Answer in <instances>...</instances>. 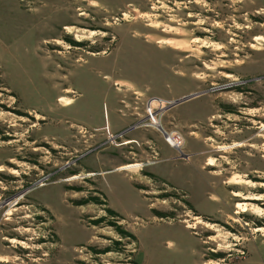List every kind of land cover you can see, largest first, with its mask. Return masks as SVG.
Returning <instances> with one entry per match:
<instances>
[{
	"label": "rangeland",
	"instance_id": "obj_1",
	"mask_svg": "<svg viewBox=\"0 0 264 264\" xmlns=\"http://www.w3.org/2000/svg\"><path fill=\"white\" fill-rule=\"evenodd\" d=\"M116 80L144 115L204 91L162 121L210 179L152 127L85 136L122 116ZM197 262L264 264V0H0V264Z\"/></svg>",
	"mask_w": 264,
	"mask_h": 264
},
{
	"label": "crops",
	"instance_id": "obj_2",
	"mask_svg": "<svg viewBox=\"0 0 264 264\" xmlns=\"http://www.w3.org/2000/svg\"><path fill=\"white\" fill-rule=\"evenodd\" d=\"M105 76L106 75H104L103 77L105 78ZM118 82H119V80H116L114 82V85L117 87L118 90H121L120 88H122V91L121 92L118 91V94H121V97H119V102H120L121 106L118 107V111L120 113H122V116L119 117V118H115V120L113 122H110L108 120V121H105L103 124L95 125L92 130H88L83 122L77 123V125L80 126L81 129H82V131L86 134L85 136H87V134H89L90 136H105L107 134V130H106L107 129V126H109V128H110V130H111L112 133L124 132V135L123 136H127L126 135L127 134L126 133L127 131H132V130H136V129L145 128L144 126H141L139 124L140 121L142 120L143 116H144L143 112L140 111V110L133 111L132 108L128 107L129 106V102L132 99L131 97L133 95V92L134 93H137L138 91L136 89L134 90L132 87H121V86H118ZM95 84L96 83L93 82V87H92V89H90L91 92H92V90L95 89V87H96ZM129 88H132V89L129 90ZM64 89L67 92L70 91V90L71 91H74V89H72L71 87H65ZM72 93L75 94V92H72ZM74 94H71V92L70 93H65V94H60L58 96V98L60 96H66V97L70 98L71 101H73L75 99V96H73ZM200 95H202V94H200ZM200 95H197L195 97H192V98L187 99L185 101H182L180 103L189 101L191 99H195L196 97H198ZM161 97H163V99L164 98H168V97H164V96H161ZM146 98H145V100L147 101L149 97H146ZM209 98H210V111H209V113H210V115L212 117V116H215L214 115V113H215L214 110L216 108L217 97H212V95H209ZM164 100L167 101V99H164ZM180 103H177L175 105H172L171 107H167L166 108V111L168 112L171 108H174L175 106L179 105ZM69 105L70 104H67L66 106H69ZM174 121L176 122V118L174 119ZM48 123H49V119L48 118L42 119V124H41L42 128H44L46 126V124H48ZM70 123L76 124L75 122H70ZM163 124H164V122H163ZM151 130H155L156 132L158 131L155 128H152ZM155 131H153V132H155ZM193 132H196V131H193ZM139 134L140 133H138L137 135H139ZM137 135H130L128 137H130V139H137L136 138ZM160 138H162L164 140L163 143L166 145L165 150L168 152V158L167 159L172 160V162L175 163V166H176V160H182V161H184L186 163L188 161H194L197 164V166L199 167V169H201V171L203 172V178L205 180L206 179L208 180V178L210 179V176L211 175H208V174L209 173L211 174L213 172V170L212 171L209 170L208 173L205 172V168H206V165L205 164L207 163V158L208 157L205 155L206 154L205 150L203 151V150H200L199 149L200 143H199V141H198V139L196 137H192L191 136L187 140V144L189 146V148H188V151H189L188 152L189 153L188 155H189V157L188 158L187 157L186 158L179 157V155H178L179 153L177 154L176 149L173 148V147H171L165 141L163 135ZM161 147L164 148L163 144H162ZM218 148H221V146H219ZM119 154L122 155L123 160H120V161H116L115 160V165L113 166V169H111V170H121V169H119L120 166H123V165H125L127 163L128 164L129 163H134V162H129V160L131 159V155H129L130 153L129 154H126L125 152L119 151ZM204 155H205V161H203V156ZM158 156H159V150H158ZM98 157H99L100 160H103V159L107 158L109 161H112L113 154H111L110 156H106L105 154H102V152H100L99 155H98ZM159 161H160V159H158L153 165L157 164V162H159ZM102 172L104 173L105 171H102ZM149 172H151V174H153V175H156L155 177L158 176L157 178H159V179H161L163 181H167V183H168L169 179L170 180L173 179V180L176 181V169H174V171H171V172H165L164 171V173H160L158 171H156V173L153 172V171H149ZM130 178H134V177H132L131 173H130ZM138 190L143 195H146L144 193L143 188L138 189ZM109 206H111V205H109ZM110 208L113 209V207H110ZM113 210L116 211L117 213H119L116 209H113ZM194 236H196V235H194ZM197 263L200 264V262H197Z\"/></svg>",
	"mask_w": 264,
	"mask_h": 264
},
{
	"label": "built area",
	"instance_id": "obj_3",
	"mask_svg": "<svg viewBox=\"0 0 264 264\" xmlns=\"http://www.w3.org/2000/svg\"><path fill=\"white\" fill-rule=\"evenodd\" d=\"M223 88L225 85L222 86ZM219 88V87H213L212 89ZM161 97H153L146 101L145 104V112L146 114L143 116L142 120L140 121V125L144 127H152L157 129L164 137L165 141L173 148H175L179 152V157L182 158H188L189 155L184 153V139L181 136V134L176 131V129L169 130L166 128V126L163 124L162 118H163V112L167 108L165 107L164 103L166 101L161 100ZM169 103V102H168ZM107 134L108 138L112 140L113 142L117 141L118 137H122L124 135V132L120 133H112L109 126H107ZM38 185H41L44 183L43 180L38 182Z\"/></svg>",
	"mask_w": 264,
	"mask_h": 264
},
{
	"label": "water",
	"instance_id": "obj_4",
	"mask_svg": "<svg viewBox=\"0 0 264 264\" xmlns=\"http://www.w3.org/2000/svg\"><path fill=\"white\" fill-rule=\"evenodd\" d=\"M203 92H204V91H201V92H195V93H192V94H188V95L182 96V97H180V98H178V99H176V100H173V101L170 103V105H169L168 107H171L172 105H175V104H177V103H180V102L185 101V100H187V99H190V98H192V97H195V96H197V95H200V94H202Z\"/></svg>",
	"mask_w": 264,
	"mask_h": 264
},
{
	"label": "bare ground",
	"instance_id": "obj_5",
	"mask_svg": "<svg viewBox=\"0 0 264 264\" xmlns=\"http://www.w3.org/2000/svg\"><path fill=\"white\" fill-rule=\"evenodd\" d=\"M257 39H261V37H257ZM61 99L64 100L65 98L62 97ZM66 100H67L68 103L71 102L69 99H66ZM211 164H213V161L211 162ZM236 195H239V194H236ZM249 198H250V199H260V197H258V196H249ZM240 205H241V207H242V211H247V207H246V205H244V204H242V203H241ZM260 212H261V211H260ZM11 241H12V242H15L16 240H15V239H12Z\"/></svg>",
	"mask_w": 264,
	"mask_h": 264
},
{
	"label": "trees",
	"instance_id": "obj_6",
	"mask_svg": "<svg viewBox=\"0 0 264 264\" xmlns=\"http://www.w3.org/2000/svg\"><path fill=\"white\" fill-rule=\"evenodd\" d=\"M108 211H109L110 213H113V214H115V215H117V214H118L116 211H114V210H113V209H111V208H109V209H108Z\"/></svg>",
	"mask_w": 264,
	"mask_h": 264
},
{
	"label": "flooded vegetation",
	"instance_id": "obj_7",
	"mask_svg": "<svg viewBox=\"0 0 264 264\" xmlns=\"http://www.w3.org/2000/svg\"><path fill=\"white\" fill-rule=\"evenodd\" d=\"M210 171H212V170L210 169Z\"/></svg>",
	"mask_w": 264,
	"mask_h": 264
}]
</instances>
